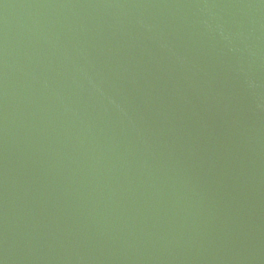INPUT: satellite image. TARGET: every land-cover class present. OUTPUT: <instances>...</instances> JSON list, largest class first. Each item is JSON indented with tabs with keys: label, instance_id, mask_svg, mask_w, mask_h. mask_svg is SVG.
<instances>
[{
	"label": "water",
	"instance_id": "water-1",
	"mask_svg": "<svg viewBox=\"0 0 264 264\" xmlns=\"http://www.w3.org/2000/svg\"><path fill=\"white\" fill-rule=\"evenodd\" d=\"M0 264H264V0H0Z\"/></svg>",
	"mask_w": 264,
	"mask_h": 264
}]
</instances>
